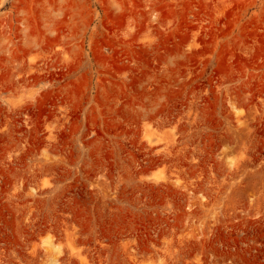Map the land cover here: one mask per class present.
Segmentation results:
<instances>
[{
    "label": "rangeland",
    "instance_id": "374dc122",
    "mask_svg": "<svg viewBox=\"0 0 264 264\" xmlns=\"http://www.w3.org/2000/svg\"><path fill=\"white\" fill-rule=\"evenodd\" d=\"M0 264H264V0H0Z\"/></svg>",
    "mask_w": 264,
    "mask_h": 264
}]
</instances>
